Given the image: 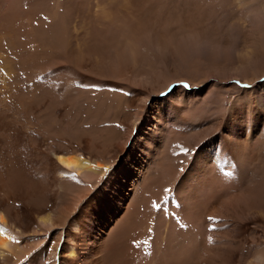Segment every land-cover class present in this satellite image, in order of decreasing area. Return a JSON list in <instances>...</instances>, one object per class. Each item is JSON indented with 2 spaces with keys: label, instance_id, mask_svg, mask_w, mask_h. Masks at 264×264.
Masks as SVG:
<instances>
[{
  "label": "bare ground",
  "instance_id": "obj_1",
  "mask_svg": "<svg viewBox=\"0 0 264 264\" xmlns=\"http://www.w3.org/2000/svg\"><path fill=\"white\" fill-rule=\"evenodd\" d=\"M72 12L0 0V264H234L232 239L264 213V127L250 104L224 109L211 96L225 76L218 49L203 47L204 75L194 65L179 74L170 40L97 16L75 48ZM158 58L170 79L145 71ZM250 67L225 77L231 94H248L237 84L251 85ZM97 77L127 91L102 149L62 119L81 96L73 86ZM224 218L227 236H216Z\"/></svg>",
  "mask_w": 264,
  "mask_h": 264
},
{
  "label": "rangeland",
  "instance_id": "obj_2",
  "mask_svg": "<svg viewBox=\"0 0 264 264\" xmlns=\"http://www.w3.org/2000/svg\"><path fill=\"white\" fill-rule=\"evenodd\" d=\"M78 3L80 6L73 3L72 8L65 0H38L39 6L43 4L47 7H54V4H58L62 11L69 9L74 11L68 15L65 23L68 24L71 35H76L74 38L69 37L75 43L72 44L75 48L76 46L83 48L86 33L89 30L93 32L91 23L93 16L107 19L110 17L109 28L111 29L117 28L116 26L120 27L121 24L130 28L140 21L147 36L150 37L152 32H155L162 40H170L177 48L168 63L177 65L179 68L177 66L173 68H177L176 72L179 74L191 72V67L194 65L195 69L199 68L198 72L204 75L206 69L210 67L202 49L203 47L207 49L209 46L216 47L221 58L217 57L218 60L214 67L216 71L222 70L220 77L225 76L220 78L223 85L220 84L219 87L222 88L212 89L211 96L219 99L224 109L226 107L240 108L243 104H250L249 110L253 111L251 116L254 118L258 114V121L264 127V104H258L254 100L258 93L263 92L264 95V0H82V2L78 0ZM88 15H91V18ZM144 21L145 24H142ZM146 35L140 34L136 39L137 44L141 42L143 44L144 39L147 38ZM187 39L193 42L202 41L204 45L194 51L185 46ZM92 49H95L94 40ZM147 53L151 54L149 50ZM158 59V62H150L146 65L145 71L149 73L151 71L149 69H153L154 71L150 73L158 74L160 81L161 78L170 79L173 74L163 69L161 65L163 60ZM247 59L251 61V70L247 72L248 79H253V81L248 86L239 82L237 87L246 90L248 94L233 95L230 93L231 89L228 88L229 84L226 83L225 77H229L234 70L242 69ZM209 71L214 75H219L215 70ZM182 77L185 78V76ZM97 78V82L88 84L78 80V84L73 88L77 93L80 91L81 96L77 98L78 100L75 99L74 105L63 113L62 119L63 126L72 131L71 135L75 130L83 128L84 132L93 138L94 144L102 149L106 147L105 144L116 132V122L120 116V108L126 103L127 91L123 87L109 84V81L113 79ZM195 80L198 81L199 78L188 79L190 83H195ZM172 86L174 84H171V89ZM199 86L201 89L206 87ZM61 126L57 123L58 129H61ZM259 216L258 221L249 224L242 231L239 230L236 233L237 236L232 239V249L236 253L234 264H247L254 257L263 255L264 213ZM226 220L224 218L222 223L217 224L216 227L214 225L210 231H213L212 233L216 236H227L229 223L224 224ZM215 231L217 234L214 233ZM216 236H213L214 240H217Z\"/></svg>",
  "mask_w": 264,
  "mask_h": 264
},
{
  "label": "snow or ice",
  "instance_id": "obj_3",
  "mask_svg": "<svg viewBox=\"0 0 264 264\" xmlns=\"http://www.w3.org/2000/svg\"><path fill=\"white\" fill-rule=\"evenodd\" d=\"M186 87H190V86H188V85H186ZM185 154L187 155V154H190L189 153V150H185ZM226 175H228V176H231L232 175V173H226ZM166 191H168V190H166ZM154 207H155V205H154ZM210 219H214V218H210ZM182 227H183V225H181ZM209 242L211 243V239L209 238Z\"/></svg>",
  "mask_w": 264,
  "mask_h": 264
}]
</instances>
